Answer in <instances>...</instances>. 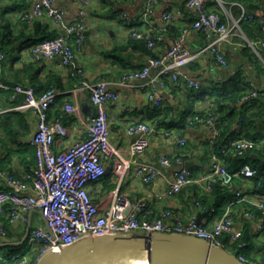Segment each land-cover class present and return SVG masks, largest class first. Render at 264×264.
<instances>
[{
	"label": "built area",
	"instance_id": "obj_1",
	"mask_svg": "<svg viewBox=\"0 0 264 264\" xmlns=\"http://www.w3.org/2000/svg\"><path fill=\"white\" fill-rule=\"evenodd\" d=\"M30 7L17 13L22 22L32 25L43 19L52 21L58 36L43 40L21 52L20 61L44 63L62 58V64L82 78L81 91L89 94L95 114L91 116L85 128L83 139L75 141L61 152L54 149L58 137H66L67 130L63 117L55 122L50 121V110L56 104L60 91L55 87L41 95H37L30 85H9L1 80L0 90L10 94L12 101H18L14 106H4L0 103V125L2 118L10 112L31 113L36 119V129L30 140L35 151L34 166L29 168L25 176L10 172L4 168L5 155L0 153V217L5 218L11 227H26L31 225L33 216L37 213L42 222L36 225L29 236V248L26 252L13 258L11 264H32L29 252L36 253L33 264H38L43 256L49 253H59L76 243L87 239L104 236L132 235L150 237L153 234H179L203 239L211 245L225 248L222 242L224 235H230V242L235 244L242 236L235 231L232 207L236 204H246L258 210L261 214L245 211L244 217L259 220L258 228H264V195L258 193L261 182L249 194L243 189H235L237 179H253L258 171L249 165L232 172L226 161L229 155L243 157L246 153L259 147H264V139L251 140L238 138L231 140L215 150L219 135L214 116L210 113H196L189 119V126H203L209 130L208 142L211 148V170L196 174L183 165V158H175L180 165L175 169L164 187L156 197L158 199L173 198L185 188L195 186L202 192L211 193L215 185H220L232 194V200L225 206L221 218L212 227L197 223L195 219L187 222L173 219L171 210H166L152 219L143 216L148 211V203L144 199H136L122 193L121 180L133 170L134 177L143 184L156 183L161 177L160 167L170 168L173 161L166 156L158 159L157 165L140 161L150 149L151 139L162 135L177 147H185L187 138H179L173 130L161 129L158 119L152 122L138 121L127 128L131 139V159H124L112 142L108 105L119 104L122 88L132 87L136 82L145 81L141 88H146V100L154 109L167 105V98L162 91L168 90L169 82L186 84L195 91L204 87L202 80L190 76L186 67L202 55H209L220 67L226 68L228 61L224 47L231 38L241 31V25L255 19L254 14L239 5V16H230L224 20L222 14L211 9L210 2L220 0H186V8L193 13L191 25L181 28L179 36L171 47L160 55L147 56L141 69L123 74L116 81H93L86 76L84 67L79 63V54L83 51L88 28L90 0H79L77 15L73 20L68 18L66 10L56 3L59 0H28ZM174 1V0H173ZM159 0H146L141 15V21L150 26L149 31H131L130 39L143 40L152 51L158 42H163V34L153 36L151 18L159 6ZM221 6V7H222ZM120 20L128 23L127 13L120 15ZM176 17L172 12H166L162 17V30L172 23ZM155 28V27H154ZM191 30L200 31L206 38L205 46L198 52H192L186 45V38ZM263 38L256 44L249 42L259 55L264 57V20L262 22ZM259 46V49L257 48ZM5 60L0 53V75ZM152 71L156 73L152 76ZM263 94L256 82L250 83V91L242 97L247 102ZM65 114L78 115L80 107L76 103H67ZM264 156V153H263ZM112 160L118 187L109 191L105 202L94 200L91 185H101L107 174L106 163ZM102 192L104 187H94ZM200 205V204H198ZM263 216V217H262ZM7 229L0 220V239H7ZM245 247L244 244L239 246ZM38 248V250H37ZM227 250V249H226ZM29 251V252H28ZM233 253L232 251H229ZM235 254V253H233ZM244 264H260L250 261L244 254H235Z\"/></svg>",
	"mask_w": 264,
	"mask_h": 264
},
{
	"label": "crops",
	"instance_id": "obj_2",
	"mask_svg": "<svg viewBox=\"0 0 264 264\" xmlns=\"http://www.w3.org/2000/svg\"><path fill=\"white\" fill-rule=\"evenodd\" d=\"M12 0H0V22L5 14L8 2ZM91 7L89 9L88 28L86 31V42L83 51L79 54V63L84 67L86 76L93 81L100 79L108 81H116L123 74L138 70L143 67L147 56L132 50L131 48L122 49V53L108 54L115 47L124 46L129 39L131 31H149L150 26L141 21L144 4L146 0H110L103 2L102 0H90ZM221 1V0H220ZM217 4H216V3ZM210 2L208 6L211 9H216L222 14L224 20L230 16L237 17L241 12L238 3H230L229 7L223 6L219 2ZM159 6L155 14L151 18V30L154 37L163 34L164 41L158 42L154 54L160 55L165 50L169 49L174 40L179 36L180 30L186 25H191L194 15L186 6V0H159ZM249 3V2H248ZM59 7L66 10L68 18L73 20L77 15L79 0H59L56 3ZM215 4V5H214ZM217 5V6H216ZM222 6V7H221ZM247 12L254 14L259 23L264 20V0H252L251 3L245 5ZM244 7V6H243ZM166 12H172L176 19L170 23L166 30H162V17ZM127 13L129 17L128 23L120 20V15ZM5 19L12 21L14 24L13 34L11 39H4L10 51L13 54L5 57L3 64V79L5 83L14 85L16 83L30 85L33 80L45 82L49 76H54L59 80L60 95L54 106L50 110V121L55 122L63 117V124L66 127V137H58L54 149L56 152H61L75 141L83 139L86 123L88 119L95 114V110L90 103L89 94L81 91L80 86L73 80L72 70L66 68L62 64V58L58 57L54 61H46L44 63L20 61L21 52L18 57V47L21 40L19 35L24 31L17 18V12H11L5 15ZM3 21V20H2ZM47 25L49 29L56 30L52 21L49 19L40 20ZM155 27V28H154ZM22 28V29H21ZM251 38L246 35L243 30L238 31L233 36L229 43L224 47V54L228 61L226 68L217 65L211 56L202 55L195 59L186 67V72L197 79L202 80L206 92L211 88L222 85L238 76L247 80V82H256L259 87L264 90V57L259 55L253 48L249 46V42L257 43L261 38L260 31H252ZM2 37V30H0ZM260 38V39H259ZM259 39V40H258ZM12 42V43H10ZM206 44V38L200 31L191 30L186 38V45L192 52H198ZM259 49V46L257 45ZM8 49V50H9ZM15 50V51H14ZM122 59V60H121ZM156 71H152V76ZM145 81L136 82L134 86L122 88V97L119 104L108 105V116L110 130L112 133V144L120 151L124 159L130 160V145L131 139L126 131L129 125L138 121L152 122L148 118L149 104L146 100V88H141ZM168 90L162 91L168 99L170 107H167L169 114L166 118L167 124L171 128L160 127L161 129L173 130L179 138H187L185 147H177L162 135H157L151 139L149 151L142 157L140 161H147L157 165L158 159L162 156L169 157L173 161L170 168L161 170V177L152 184H143L133 175V170H129L121 180L122 193L134 197L136 199H144L148 203V211L143 213V216L149 219L157 217L159 213L171 210L174 220L187 222L192 219L199 221L208 228L221 218L220 210L217 209L218 204L225 210V202L223 198L214 194V189L211 193L200 191L195 186H190L181 191L178 195L168 199H158L156 195L168 184L173 171L178 169L180 165L175 162V158H183V165L197 158L203 167H194V173L199 174L211 170V148L208 142L209 130L203 126L198 128L189 126V117L186 121L181 122L180 117L189 109H195L199 113H210L214 117L217 116L212 110V101L209 98L196 99L192 96L194 90L186 84H174L169 82ZM10 94L0 90V103L4 106H10ZM67 103H76L80 107L78 115L64 114V107ZM167 106V105H166ZM165 106V107H166ZM12 113V112H11ZM19 113V112H18ZM18 125L17 121L10 123L15 129H22L26 122L29 126L28 132L19 135L16 143L9 140L8 131H4L0 127V153L5 155L4 168L10 172H16L25 176L30 168L27 165L34 158L35 151L30 145V140L36 129V119L31 113H20ZM9 114L3 118L8 119ZM69 116V117H67ZM4 120V121H5ZM24 121V122H23ZM9 122L10 119H9ZM23 133V132H22ZM7 143L8 145H4ZM251 166V165H249ZM252 167V166H251ZM107 174L103 178L101 185H91V193L95 201L105 202L106 195L109 191L118 187V180L114 169L115 164L112 160L106 163ZM116 170V169H115ZM0 180V186L3 185ZM216 186V185H215ZM214 186V187H215ZM94 187H104L102 192H98ZM221 187V186H220ZM223 188V187H222ZM224 189V188H223ZM235 189H243L249 194H255L253 182L251 179H237L235 181ZM226 190V189H225ZM228 191V190H227ZM229 192V191H228ZM230 193V192H229ZM231 194V193H230ZM232 195V194H231ZM200 204V205H198ZM246 204H236L232 207V216L234 218L235 231L241 232L242 237H245V242L242 244L245 247L241 248V253L244 254L250 261L264 264V228H258L259 220L251 221L244 217L245 211L254 212L260 215V212ZM224 213V212H223ZM263 217V216H262ZM42 219L36 213L33 216L32 226L41 224ZM4 223V222H3ZM5 225V224H4ZM10 227V226H8ZM21 227H13V230H20ZM230 235H224L222 242L229 240ZM20 237L16 233V241ZM8 238V237H7ZM225 243V242H224ZM17 244L8 240L0 239V264H10L5 256L9 246Z\"/></svg>",
	"mask_w": 264,
	"mask_h": 264
},
{
	"label": "trees",
	"instance_id": "obj_3",
	"mask_svg": "<svg viewBox=\"0 0 264 264\" xmlns=\"http://www.w3.org/2000/svg\"><path fill=\"white\" fill-rule=\"evenodd\" d=\"M102 1L109 2L110 0H102ZM221 1L225 3L226 7H229L230 3H238L246 7L245 5L252 2V0H221ZM8 3L9 4L6 7L5 14L3 13V19H2L3 21L1 20L0 22V30H2V37H0V53H4L5 57L9 56V54L11 53L13 54V51H10L4 39L12 38L13 28L15 27L12 21L5 19V15L11 12L20 13L22 11L28 10L30 7V3L28 0H12V1H9ZM18 21H20L19 24L23 26L22 28H24L23 29L24 31L18 37V39L21 40V44L17 49L18 52L16 54V57L19 56L20 52L31 47L32 45L39 43L43 40L54 39L58 36L57 30L51 31L49 29V25H47L46 23L40 20L33 22L32 25H29L26 22H22L19 19ZM241 29L250 38H251L250 34L252 31L259 30L261 33L260 38L261 39L263 38L262 23H259L256 18L253 21H248V22L243 23L241 25ZM123 48L124 49L131 48L132 50L140 52L141 54H144V55L156 56V54H154V51H152L151 49L147 47L145 41L130 39V38L128 39V42L124 46L119 45L115 47L113 50H111L110 52H108V54H115L116 52L122 53ZM4 63L5 62H3V64ZM0 76H1V80L5 81L3 79V69H2ZM72 77H73V80L77 82V85L80 86L82 82V78L75 73L72 74ZM17 84H20V83H16L14 85H17ZM59 84H60L59 80L56 77L49 76L45 82L33 80L30 86L34 87L36 94L39 96L43 94L44 92H46L47 90H49L51 87H55L56 89L60 91L61 87L59 86ZM249 91H250V82H247L246 79L239 77V74L238 76L237 75L234 76L228 82L211 88L209 92H206L205 89H202L201 91L194 90L195 94L192 95L194 96V98L200 99V98L206 97V98H209L210 101H212L211 102L212 110L214 111V114L217 116V118L216 117L214 118L216 120L218 131H219V135L215 143V150L217 152H220L222 146L228 144L231 140H234V139H238V138H246V139H251V140L264 139V90L261 96L251 99L247 102H242L241 100L242 97L245 94H247ZM9 99H10V96H9ZM17 103L18 101H12L10 99L9 105L14 106ZM167 107H170L169 103H167L166 107L161 108V109H154L151 106H149L148 107V111H149L148 118L150 120L158 119V125L160 127H163L164 125L165 128L166 127L168 128L169 126H170L169 128H171L172 126L170 124L168 125L166 122V118L169 114ZM196 113H199V112L196 111L195 109H189L185 113L181 114L180 121L184 122L186 121L187 117L191 118ZM8 114L10 115V116L8 115L9 116L8 119L5 120L4 118H2V123L0 127L1 126L3 127L4 125L3 130L8 131L10 135L8 136V138L10 141L13 142L11 144H14L18 141L16 139L20 137L19 135H23L28 132L29 126L26 122L23 121L25 124L23 128L21 130L15 129V127L11 126L10 123H14L15 121H17L16 125H18L20 117L23 118V116L22 114H20V112L18 113L16 111L12 113L10 112ZM9 119L11 122H9ZM4 145H8V144L5 143ZM263 153H264V147H259V148H255L251 150L250 152L246 153V155L243 157L229 155L226 158V161L229 164L230 170L232 172L241 169L245 165H251L253 168H256L258 171V174L255 178L251 179V181L253 182L254 187H257L258 183L261 182V185L258 189V193L264 195V156H263ZM34 163H35V156L31 161L27 163V165H30V168H31L34 166ZM215 193L217 194V196L223 198V202L227 200L225 202V206L228 202L232 200V197H233L227 190L220 187V185H216L214 187V194ZM217 209L221 211L219 212V215L223 214L224 210H221L222 209L221 205L218 204ZM0 220L4 222L5 227L7 229L8 238L6 240L10 242H17V244H13L12 246H9L7 255L5 256L6 257L5 259L8 260L9 263L11 264L14 257L28 250L29 236H30L31 231L35 228V226L33 227L32 226L33 223H31V225L29 226H26L23 228L21 227L22 229L20 228L21 229L20 232L17 230L12 231L13 227H11L8 224V221L5 218L0 217ZM16 233L20 235L17 241L15 238ZM227 239L226 241H224L225 243L223 242L225 245V248L229 247L233 253L240 254L241 248L239 246L242 244V242H245L246 238L241 236L240 239L235 244L230 242V236H229V240ZM29 253L32 257V264H33V261H35V258L37 257L36 253L35 252L33 253L29 252Z\"/></svg>",
	"mask_w": 264,
	"mask_h": 264
},
{
	"label": "water",
	"instance_id": "obj_4",
	"mask_svg": "<svg viewBox=\"0 0 264 264\" xmlns=\"http://www.w3.org/2000/svg\"><path fill=\"white\" fill-rule=\"evenodd\" d=\"M203 167L197 158L186 168ZM197 223H200L197 221ZM38 264H244L226 249L179 234L116 235L87 238Z\"/></svg>",
	"mask_w": 264,
	"mask_h": 264
},
{
	"label": "rangeland",
	"instance_id": "obj_5",
	"mask_svg": "<svg viewBox=\"0 0 264 264\" xmlns=\"http://www.w3.org/2000/svg\"><path fill=\"white\" fill-rule=\"evenodd\" d=\"M226 249L231 251V249L229 247H226Z\"/></svg>",
	"mask_w": 264,
	"mask_h": 264
},
{
	"label": "bare ground",
	"instance_id": "obj_6",
	"mask_svg": "<svg viewBox=\"0 0 264 264\" xmlns=\"http://www.w3.org/2000/svg\"><path fill=\"white\" fill-rule=\"evenodd\" d=\"M115 236V235H114Z\"/></svg>",
	"mask_w": 264,
	"mask_h": 264
}]
</instances>
